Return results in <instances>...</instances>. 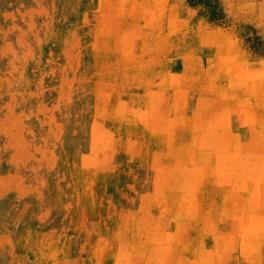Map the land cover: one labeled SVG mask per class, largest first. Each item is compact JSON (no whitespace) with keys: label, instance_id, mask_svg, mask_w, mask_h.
Returning a JSON list of instances; mask_svg holds the SVG:
<instances>
[{"label":"rangeland","instance_id":"1","mask_svg":"<svg viewBox=\"0 0 264 264\" xmlns=\"http://www.w3.org/2000/svg\"><path fill=\"white\" fill-rule=\"evenodd\" d=\"M0 0V264H264V0Z\"/></svg>","mask_w":264,"mask_h":264},{"label":"trees","instance_id":"2","mask_svg":"<svg viewBox=\"0 0 264 264\" xmlns=\"http://www.w3.org/2000/svg\"><path fill=\"white\" fill-rule=\"evenodd\" d=\"M196 3L205 5L214 17H217V10L219 12V3L217 0H192Z\"/></svg>","mask_w":264,"mask_h":264}]
</instances>
